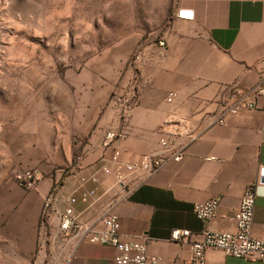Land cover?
Returning a JSON list of instances; mask_svg holds the SVG:
<instances>
[{"label": "crops", "instance_id": "obj_1", "mask_svg": "<svg viewBox=\"0 0 264 264\" xmlns=\"http://www.w3.org/2000/svg\"><path fill=\"white\" fill-rule=\"evenodd\" d=\"M173 11L163 26L167 50L154 38L141 45L127 41L124 48H113L115 80L103 89L101 80H78L69 88L66 109L62 111L65 128L59 147L64 162L72 166L82 155L81 168L56 171L44 178L38 188L25 190L12 179L0 186V254L4 264H115L116 251L106 245L61 244L39 238L43 202L53 182L62 183L60 193L79 196L78 179L107 164L111 151L103 146L111 129L125 128L120 144L123 159L138 160L159 149L158 129L169 120L202 123L217 110V99L225 88L249 87L258 79L259 62L264 58V0H174ZM191 17L179 16L181 11ZM144 63L134 62L138 49ZM126 69L127 94L120 101L119 72ZM137 81L138 104L130 116L120 120L122 104ZM88 84V85H87ZM170 92H177L174 103H167ZM120 106V107H119ZM58 131V130H57ZM57 148V147H56ZM264 99L257 107L243 110L223 125L206 128L188 148L181 162H170L154 175L138 176L143 181L127 199L117 203L114 213L121 222V238L145 241L148 252L163 259L162 264H190V246L171 240L174 229L187 228L195 236L206 231H235L232 216L240 206L249 184L258 183L252 234L264 239ZM116 180L100 176V200L90 207L76 206L83 220H96L113 201ZM220 198L218 216L199 220L195 203ZM62 206V204H61ZM207 264H264L236 259L210 248Z\"/></svg>", "mask_w": 264, "mask_h": 264}, {"label": "rangeland", "instance_id": "obj_2", "mask_svg": "<svg viewBox=\"0 0 264 264\" xmlns=\"http://www.w3.org/2000/svg\"><path fill=\"white\" fill-rule=\"evenodd\" d=\"M174 2L0 0V186L4 178L19 186L15 174L22 169L38 168L46 178L82 166V155L65 164L59 147L69 88L101 80L104 89L115 80L112 50L129 40L157 43ZM118 78L125 99V68Z\"/></svg>", "mask_w": 264, "mask_h": 264}, {"label": "built area", "instance_id": "obj_3", "mask_svg": "<svg viewBox=\"0 0 264 264\" xmlns=\"http://www.w3.org/2000/svg\"><path fill=\"white\" fill-rule=\"evenodd\" d=\"M179 16H183L181 12ZM186 17V16H183ZM160 55L167 50V43L161 39L158 42ZM134 62L144 63V51L138 49ZM137 81L131 82L133 87L125 100L124 117L130 116L138 104L136 89ZM178 98L177 92H170L166 97L167 103H174ZM264 99V58L259 62L257 82L249 87L232 85L222 92L217 99V110L208 115L204 122H181L169 120L158 129L159 149L150 154L142 155L138 160L123 159L120 144L125 140V128L111 129L105 138L103 146L111 153L107 164L95 169L91 174L80 176L78 179L79 196L76 193L62 195V183L55 181L43 202L39 230L40 239L45 244L54 240L61 244L106 245L115 249V264H162L163 259L152 256L148 252L150 239L145 241H125L121 238V222L114 213L118 202L129 198L143 183L138 176H151L159 172L170 162H181L186 157L189 146L199 138L206 128L225 125L229 118L241 114L243 110L257 107L259 100ZM124 100L120 99V101ZM81 168L80 166L76 169ZM113 176L116 180L113 191V201L96 220H83L76 210L80 203L95 205L101 198L98 187L88 189V184H100V176ZM19 186L25 190L38 188L44 179L38 168L22 169L15 174ZM258 183L249 184L243 194L239 209L232 215H222L235 223V231H206L195 236L190 229L178 228L171 233V240L187 243L190 246V264H207L206 252L210 248L218 249L225 255L236 259H249L264 263V239H257L252 234L255 202ZM220 198L215 197L202 203H195L193 210L196 217L209 222L217 218ZM62 204V206H61Z\"/></svg>", "mask_w": 264, "mask_h": 264}, {"label": "water", "instance_id": "obj_4", "mask_svg": "<svg viewBox=\"0 0 264 264\" xmlns=\"http://www.w3.org/2000/svg\"><path fill=\"white\" fill-rule=\"evenodd\" d=\"M181 14L183 15V16H186V17H191L192 15H191V12H189V11H181ZM261 184H263L264 185V168L262 169V171H261Z\"/></svg>", "mask_w": 264, "mask_h": 264}]
</instances>
